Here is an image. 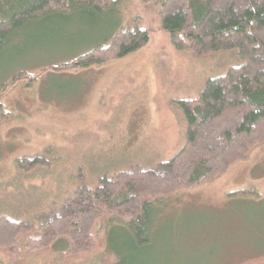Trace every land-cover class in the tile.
Here are the masks:
<instances>
[{"label": "rangeland", "instance_id": "1", "mask_svg": "<svg viewBox=\"0 0 264 264\" xmlns=\"http://www.w3.org/2000/svg\"><path fill=\"white\" fill-rule=\"evenodd\" d=\"M157 12L143 0H123L113 16L88 18L75 8L40 16L23 40L20 34L8 40L0 54V102L8 115L0 124V215L55 213L82 183L93 188L101 175L135 164L149 168L183 148L184 122L172 100L196 97L207 77L239 61L229 52L177 51ZM135 15L151 28L145 46L100 66L58 69L107 43ZM35 156L47 164L31 170L15 164ZM244 190L257 194L242 196ZM157 208L151 243L137 264H264V143ZM63 244L20 263L0 252V264H112L103 257L105 239L78 256H64Z\"/></svg>", "mask_w": 264, "mask_h": 264}, {"label": "trees", "instance_id": "2", "mask_svg": "<svg viewBox=\"0 0 264 264\" xmlns=\"http://www.w3.org/2000/svg\"><path fill=\"white\" fill-rule=\"evenodd\" d=\"M122 1L0 0V54L9 39L20 34L23 40L26 26L40 16L75 8L88 18L113 16ZM143 1L157 8L159 28L168 33L177 51L197 56L229 52L239 64L207 77L196 97L172 100L184 122V144L171 158L149 168L135 164L111 176L101 175L93 188L82 183L55 213L41 212L22 220L0 215V252L15 263L62 240L64 256L89 254L100 249L105 239L103 257L109 262L137 264V257L151 243L157 207L177 192L198 189L221 176L264 143V0ZM142 22L140 15L131 17L107 43L58 69L100 66L142 48L151 32ZM7 118L0 102V124ZM44 158L22 157L15 164L31 170L47 164ZM80 171L84 172L82 167Z\"/></svg>", "mask_w": 264, "mask_h": 264}]
</instances>
